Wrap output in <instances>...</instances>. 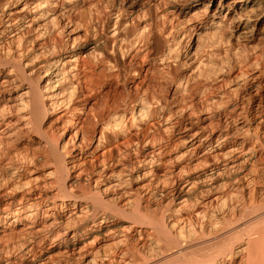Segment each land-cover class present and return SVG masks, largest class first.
<instances>
[{"label": "bare ground", "instance_id": "obj_1", "mask_svg": "<svg viewBox=\"0 0 264 264\" xmlns=\"http://www.w3.org/2000/svg\"><path fill=\"white\" fill-rule=\"evenodd\" d=\"M98 1L0 0V264H264V0Z\"/></svg>", "mask_w": 264, "mask_h": 264}, {"label": "rangeland", "instance_id": "obj_2", "mask_svg": "<svg viewBox=\"0 0 264 264\" xmlns=\"http://www.w3.org/2000/svg\"><path fill=\"white\" fill-rule=\"evenodd\" d=\"M147 1H150L151 3L155 2V0H136V1L135 0H100V1H98V4H99L100 8H102L104 10L110 9V8L120 9V10H126V12L131 11L133 13V15H135L134 13L139 12L141 10V6L146 5ZM83 9L85 11L86 6H84ZM138 9H139V11H138ZM263 23H264V21H262L260 27H263ZM81 24H82L81 28H80V30H78V35L81 37V41H84L86 38V36L84 34V28H85L84 22L82 21ZM86 71H87L89 76H92L93 78H95V80L102 82L104 76H103L101 66H96L92 70H89V67H87ZM129 84L130 83L127 82L125 84L121 83V84L116 85L114 83V81H111V84L105 86V88L103 89L101 94H99L98 96H96L90 100L88 106H91L94 108L99 107L103 103L104 99L107 96L111 100L120 98L121 96H123L125 94V87ZM83 122L85 123V125H88L86 120ZM48 125H49V122L46 123L45 127H47ZM57 125H58L57 129H55L53 131L51 130L52 134L55 136L56 139H58V141L66 142L67 139L69 138V136H71L73 128L69 127V125H67L66 128L64 129V128L60 127V123ZM47 130H49V128ZM61 132H62V134H60ZM23 143H24V141L21 142L20 144H18L17 150L19 152L23 151V148H24ZM83 161H84L87 169H90L91 168V159L89 157H85L83 159ZM33 173H34L33 176L38 175L41 173V170L40 169L35 170ZM28 179L29 178L26 176L25 180H28Z\"/></svg>", "mask_w": 264, "mask_h": 264}]
</instances>
